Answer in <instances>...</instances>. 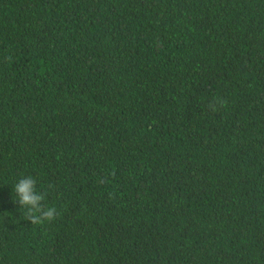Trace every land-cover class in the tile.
<instances>
[{
	"label": "trees",
	"instance_id": "trees-1",
	"mask_svg": "<svg viewBox=\"0 0 264 264\" xmlns=\"http://www.w3.org/2000/svg\"><path fill=\"white\" fill-rule=\"evenodd\" d=\"M0 264H264V0H0Z\"/></svg>",
	"mask_w": 264,
	"mask_h": 264
}]
</instances>
